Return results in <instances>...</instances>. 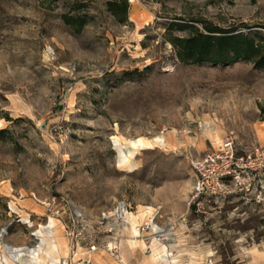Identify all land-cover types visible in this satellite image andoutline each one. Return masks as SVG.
<instances>
[{"label": "rangeland", "instance_id": "374dc122", "mask_svg": "<svg viewBox=\"0 0 264 264\" xmlns=\"http://www.w3.org/2000/svg\"><path fill=\"white\" fill-rule=\"evenodd\" d=\"M108 1L0 0V264H83L90 244L91 264H121L106 243L137 234L145 210L173 227L168 264H264V211L193 198L192 167L226 135L238 153L264 143V64L183 62L170 42L205 24L258 41L264 0ZM120 200L132 232L72 244L74 209L93 222Z\"/></svg>", "mask_w": 264, "mask_h": 264}, {"label": "built area", "instance_id": "2783aa9c", "mask_svg": "<svg viewBox=\"0 0 264 264\" xmlns=\"http://www.w3.org/2000/svg\"><path fill=\"white\" fill-rule=\"evenodd\" d=\"M192 167L196 176L193 198L217 204H222L226 198H230V202L242 199V203L258 206V211H264V143L238 153L234 138L226 135L220 143L211 144L202 156L194 160ZM53 202L54 199L50 206ZM236 208L237 206L234 207ZM132 212L130 204L120 200L111 211H101L95 221L91 222L80 210L74 209L70 225H67V229L71 231L72 244L78 245V241L91 229L112 233L110 224L130 226L129 215ZM147 212L145 210L143 217L146 220L143 219L136 225V236L144 232L145 238L150 239V244L157 242L168 249L166 242L173 236V227L155 223L156 211H151V214ZM150 244L145 245V251L151 252ZM105 248L111 253L118 252V246L112 242L106 243ZM95 250V244L88 246L83 264H91V253ZM58 263L69 264V261L66 257H61Z\"/></svg>", "mask_w": 264, "mask_h": 264}, {"label": "trees", "instance_id": "16d2710c", "mask_svg": "<svg viewBox=\"0 0 264 264\" xmlns=\"http://www.w3.org/2000/svg\"><path fill=\"white\" fill-rule=\"evenodd\" d=\"M108 9L115 12L117 6L122 13H126L128 7L127 0H109ZM68 20V17H66ZM192 31L186 36H179L170 39L175 49L177 58L188 63L234 62L240 58L251 60L255 64H264V36L258 35V41L241 32L233 33V30H225L220 27L205 24L203 30L191 27ZM215 50L216 52H212ZM216 54L219 56H230V60L212 59L209 56Z\"/></svg>", "mask_w": 264, "mask_h": 264}, {"label": "crops", "instance_id": "0c3cea01", "mask_svg": "<svg viewBox=\"0 0 264 264\" xmlns=\"http://www.w3.org/2000/svg\"><path fill=\"white\" fill-rule=\"evenodd\" d=\"M129 230V229H128ZM132 232V229L131 231ZM186 236V234L181 235ZM118 246V255L120 256L121 264H149L147 255L145 254V248L141 249L136 246L132 239L136 241H143L145 239V233H140V236H136L134 233L124 234L121 236ZM135 241V242H136Z\"/></svg>", "mask_w": 264, "mask_h": 264}, {"label": "bare ground", "instance_id": "6f19581e", "mask_svg": "<svg viewBox=\"0 0 264 264\" xmlns=\"http://www.w3.org/2000/svg\"><path fill=\"white\" fill-rule=\"evenodd\" d=\"M212 133H216V137L218 138V134H219V131H218V128L217 127H214V131H212ZM212 133H210V134H212ZM158 141H161V139H157ZM124 160V159H123ZM125 161V160H124ZM148 209V208H147ZM149 210V209H148ZM132 214H130L129 215V221H131V227H132V230L134 229V226H135V223H134V221H133V216H131ZM136 218V217H135ZM51 222V224L53 225V222L52 221H50ZM50 224V225H51ZM51 225V226H52ZM47 234H49V233H47ZM50 234H52V233H50ZM51 236V235H50ZM44 238V237H43ZM49 238V237H48ZM51 238V237H50ZM51 240L53 241V239L51 238ZM41 241L43 242V243H46L45 241H46V239H41ZM49 241V240H48ZM49 242V243H47L48 245H49V249H50V252H51V254L55 251V250H57V246L58 245H56V243H54V242ZM56 241V240H55ZM57 242V241H56ZM60 243V242H59ZM40 250V249H39ZM38 250V251H39ZM37 252V250H34V252ZM41 251H42V249H41ZM168 250L164 247V246H162L161 248H160V250H158V251H156V253L155 254H153L154 255V257H153V261L155 262V264H168V260H167V258H168V256L170 255V254H168V252H167ZM50 252H49V255H50ZM39 252H37V253H34V255L32 256V255H30V258L31 259H29L28 258V262H29V264H31V263H34V264H41L42 263V255H39L38 254ZM30 254H32V253H30ZM47 255H48V253H46ZM20 256H22V254H20ZM12 260V259H11ZM13 261V260H12ZM50 262H52V264H57L58 263V261L55 259V258H50ZM44 264V263H43Z\"/></svg>", "mask_w": 264, "mask_h": 264}]
</instances>
